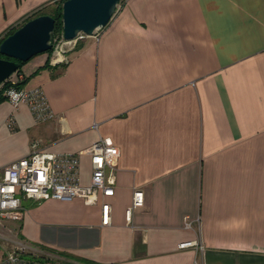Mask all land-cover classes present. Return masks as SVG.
Instances as JSON below:
<instances>
[{
	"label": "crops",
	"instance_id": "0c3cea01",
	"mask_svg": "<svg viewBox=\"0 0 264 264\" xmlns=\"http://www.w3.org/2000/svg\"><path fill=\"white\" fill-rule=\"evenodd\" d=\"M62 1L0 0V40ZM45 54L25 88L44 90L53 118L3 95L0 172L35 147L77 154L111 138L115 194L23 200V220L3 226L12 248L53 264H264V0H121L65 64ZM79 179L92 180L87 154Z\"/></svg>",
	"mask_w": 264,
	"mask_h": 264
},
{
	"label": "built area",
	"instance_id": "2783aa9c",
	"mask_svg": "<svg viewBox=\"0 0 264 264\" xmlns=\"http://www.w3.org/2000/svg\"><path fill=\"white\" fill-rule=\"evenodd\" d=\"M87 38L80 35L72 41H65L62 36L61 52L67 55L78 44ZM67 61V57H62ZM58 62L59 60H54ZM26 76L21 72L14 73L5 82L8 84L3 95L15 106L28 104L37 122L53 118L46 94L41 87L26 89L18 87L25 82ZM4 82V83H5ZM3 83V84H4ZM89 155L92 166V180L89 185H81L79 179V157ZM121 157V150L111 138H100L92 146L77 154H55L35 147L31 154L4 167L0 172V227L6 222L23 220L25 208L23 200L43 202L45 200L73 201L81 199L88 206L97 205L100 199L113 197L115 185L109 170ZM143 191L134 193L133 204L126 211V219L131 222L133 211L144 206ZM102 206L103 225L111 221V205L104 201ZM198 242H186L180 249L199 248ZM0 264H53L46 259L30 256L27 246H20L8 251Z\"/></svg>",
	"mask_w": 264,
	"mask_h": 264
},
{
	"label": "water",
	"instance_id": "95a60500",
	"mask_svg": "<svg viewBox=\"0 0 264 264\" xmlns=\"http://www.w3.org/2000/svg\"><path fill=\"white\" fill-rule=\"evenodd\" d=\"M121 0H66L63 3V38L72 41L80 35L96 36L115 16ZM56 21L43 15L28 21L0 45V87L16 73L21 63L52 50ZM10 59V60H9Z\"/></svg>",
	"mask_w": 264,
	"mask_h": 264
},
{
	"label": "rangeland",
	"instance_id": "374dc122",
	"mask_svg": "<svg viewBox=\"0 0 264 264\" xmlns=\"http://www.w3.org/2000/svg\"><path fill=\"white\" fill-rule=\"evenodd\" d=\"M58 7L59 6H56V7L53 6L43 11L42 13L51 14L54 11H56ZM62 29H63V25H62ZM62 36H63V30L59 33H56V35L52 38L51 43H52L53 48H52V51L50 52V61H49V64L51 66H58V65L65 64V61H63L62 57L64 58V56L66 55L63 52H61L60 47L58 46L59 50L55 51L57 50V45L60 43ZM46 56L47 54H41V55L35 56L27 63L22 64L21 70L27 74L26 76L27 78L32 77V74L34 73H31V69L35 66H38L40 62H44V60L46 59ZM56 59H58L59 61L55 62L54 60ZM5 224L6 223H4V225ZM4 225L0 227V249H2L4 246L5 248H8L9 250H13L14 248L12 247L14 245V241L16 240L15 239L16 236L14 235V231L11 228L6 229L3 227Z\"/></svg>",
	"mask_w": 264,
	"mask_h": 264
},
{
	"label": "trees",
	"instance_id": "16d2710c",
	"mask_svg": "<svg viewBox=\"0 0 264 264\" xmlns=\"http://www.w3.org/2000/svg\"><path fill=\"white\" fill-rule=\"evenodd\" d=\"M66 0H63L62 3L59 5V7L56 9V11H54L53 13L49 14V13H42L41 11L39 12H36L35 14H33L32 17H30L26 22L20 24V26H18L17 28H14L12 30L9 31V33L2 39L0 40V45L2 44V42L7 38L9 37L10 35L14 34L18 29H20L24 24H26L28 21L32 20V19H35L37 17H40V16H43V15H49L51 16L52 18L55 19L56 21V27H55V32L52 36V38L56 35V33H59L61 32L63 29H62V12H63V3L65 2ZM52 51V50H51ZM51 51H49L48 53H50ZM0 58H3V59H8L4 56H2L0 54ZM10 60V59H9ZM22 64L24 63H21V66ZM21 66H20V69L17 71V72H20L21 71ZM27 79L25 80V82L21 83L18 85V87H24L27 83ZM6 86H8V84L5 82L4 84H2V86L0 87V100L2 99H5V97L3 96V93H4V89H6Z\"/></svg>",
	"mask_w": 264,
	"mask_h": 264
}]
</instances>
